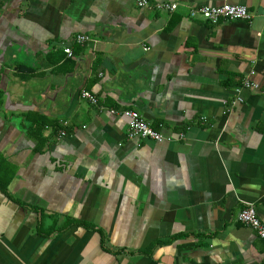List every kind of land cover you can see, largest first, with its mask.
Wrapping results in <instances>:
<instances>
[{
    "label": "crops",
    "instance_id": "0c3cea01",
    "mask_svg": "<svg viewBox=\"0 0 264 264\" xmlns=\"http://www.w3.org/2000/svg\"><path fill=\"white\" fill-rule=\"evenodd\" d=\"M165 1L0 0V264L261 263L264 0Z\"/></svg>",
    "mask_w": 264,
    "mask_h": 264
},
{
    "label": "built area",
    "instance_id": "2783aa9c",
    "mask_svg": "<svg viewBox=\"0 0 264 264\" xmlns=\"http://www.w3.org/2000/svg\"><path fill=\"white\" fill-rule=\"evenodd\" d=\"M134 1L136 5L141 8L154 7L160 10L174 11L177 7V4L172 1L158 2L154 5H151L149 0ZM189 16H201V18L209 21L210 23H217L221 19H249L251 14L245 5L225 3L215 6L201 5L191 8L189 11ZM88 39L89 37L86 35L78 34L76 36V40L78 42H84ZM64 51L67 53V55H72L70 47H65ZM240 86L256 89L259 85L257 83L249 81V79L247 78H244L242 79ZM239 88L240 87L236 88V90L238 91ZM80 95L91 104L97 105L99 108H102V106L98 102V98L96 97V95L92 94L91 92L82 90L80 92ZM111 112L116 113L117 111L111 109ZM123 113L128 118L127 136L129 138H148L157 141L163 139V135L154 127H152L138 111L134 109H125ZM180 136H182V134H180ZM237 220L252 228L255 231L256 235L264 242V224L258 217L256 208L253 204L246 203L245 205H243V207L237 214ZM260 264H264V257Z\"/></svg>",
    "mask_w": 264,
    "mask_h": 264
},
{
    "label": "trees",
    "instance_id": "16d2710c",
    "mask_svg": "<svg viewBox=\"0 0 264 264\" xmlns=\"http://www.w3.org/2000/svg\"><path fill=\"white\" fill-rule=\"evenodd\" d=\"M240 82V81H239ZM238 82V83H239ZM237 83V84H238ZM46 123V121H43V123H41V126L44 125ZM11 179V176L10 175H1L0 174V189H4L6 187V184L8 183V181Z\"/></svg>",
    "mask_w": 264,
    "mask_h": 264
},
{
    "label": "water",
    "instance_id": "95a60500",
    "mask_svg": "<svg viewBox=\"0 0 264 264\" xmlns=\"http://www.w3.org/2000/svg\"><path fill=\"white\" fill-rule=\"evenodd\" d=\"M5 49H6V48H2V49H1L2 52H1V54H0V58H1V56L4 55V53H5Z\"/></svg>",
    "mask_w": 264,
    "mask_h": 264
}]
</instances>
